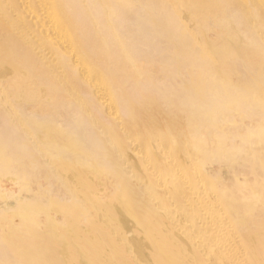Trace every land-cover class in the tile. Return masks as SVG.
<instances>
[{"label": "bare ground", "instance_id": "6f19581e", "mask_svg": "<svg viewBox=\"0 0 264 264\" xmlns=\"http://www.w3.org/2000/svg\"><path fill=\"white\" fill-rule=\"evenodd\" d=\"M3 178L0 264H264V0H0Z\"/></svg>", "mask_w": 264, "mask_h": 264}, {"label": "rangeland", "instance_id": "374dc122", "mask_svg": "<svg viewBox=\"0 0 264 264\" xmlns=\"http://www.w3.org/2000/svg\"><path fill=\"white\" fill-rule=\"evenodd\" d=\"M27 142H28V144L30 145L31 144V142H30V140L29 139H27ZM134 143L132 142L131 143V145H133ZM44 159V158H43ZM43 159H41V161L43 160ZM47 166V165H46ZM48 167V166H47ZM47 167H44L45 169H47ZM49 168V167H48ZM48 170V169H47ZM50 170V169H49ZM52 172V171H51ZM50 172V174H49V177L51 178H49L48 177V182L49 183H52L53 181H55L56 179H53V178H55V177H53V173H51ZM51 180V181H50ZM2 181V182H1ZM6 181V182H5ZM56 182V181H55ZM0 183L1 184H4V187L5 188H3V189H5L4 191L7 193V191L9 192V191H13V190H16V189H18V187H19V184L18 183H13V182H10V179H5V178H3V179H0ZM0 184V185H1ZM13 185V186H12ZM1 188L3 187L2 185L0 186ZM155 187V186H154ZM0 188V189H1ZM10 188H12L11 190H10ZM160 187L159 186H157L155 189H159ZM3 189L2 190H0V193H3V194H6L4 191H3ZM55 192H57V191H55ZM140 197H142L144 200H146L145 201V203H144V206H143V210H142V215H144V216H146V215H149V213H151V214H155V212H157L158 211V204H157V200H151L148 196H146V195H144L143 194V192H141V195H139ZM136 197H138V196H136ZM76 202V201H75ZM98 211H99V213H100V210H96L95 212L97 213V214H99L98 213ZM150 214V215H151ZM111 227V225H110V223L109 222H104V223H102V224H100V225H98V227H99V230L100 231H102L103 232V234H105L106 236H109V238H111V239H113V231L110 229V227ZM82 241H84V240H82ZM96 242H98V241H96ZM198 242H201V239L200 238H197V239H195L194 241H193V243H198ZM125 254L127 255V257H126V259H127V261L128 260H130V258H131V256L130 255H132V253H131V251H129V250H126L125 251ZM89 255V257H95V258H97V259H103L104 258V256H103V254H101V253H95V254H93V253H89L88 254Z\"/></svg>", "mask_w": 264, "mask_h": 264}]
</instances>
